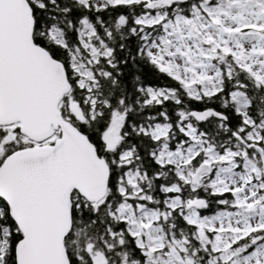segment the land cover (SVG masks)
<instances>
[{
    "label": "snow or ice",
    "instance_id": "6c2138e0",
    "mask_svg": "<svg viewBox=\"0 0 264 264\" xmlns=\"http://www.w3.org/2000/svg\"><path fill=\"white\" fill-rule=\"evenodd\" d=\"M0 264H264V0H0Z\"/></svg>",
    "mask_w": 264,
    "mask_h": 264
}]
</instances>
